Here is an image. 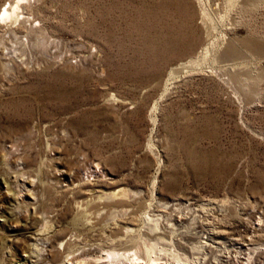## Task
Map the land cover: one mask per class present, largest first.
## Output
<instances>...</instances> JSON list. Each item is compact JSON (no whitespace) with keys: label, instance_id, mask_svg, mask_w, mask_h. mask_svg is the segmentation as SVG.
Instances as JSON below:
<instances>
[{"label":"rangeland","instance_id":"obj_1","mask_svg":"<svg viewBox=\"0 0 264 264\" xmlns=\"http://www.w3.org/2000/svg\"><path fill=\"white\" fill-rule=\"evenodd\" d=\"M262 198L264 0H0V264H176Z\"/></svg>","mask_w":264,"mask_h":264},{"label":"built area","instance_id":"obj_2","mask_svg":"<svg viewBox=\"0 0 264 264\" xmlns=\"http://www.w3.org/2000/svg\"><path fill=\"white\" fill-rule=\"evenodd\" d=\"M98 169L89 166L82 175L99 176ZM252 204L240 228L229 234L198 236L199 253L190 264H264V198Z\"/></svg>","mask_w":264,"mask_h":264},{"label":"bare ground","instance_id":"obj_3","mask_svg":"<svg viewBox=\"0 0 264 264\" xmlns=\"http://www.w3.org/2000/svg\"><path fill=\"white\" fill-rule=\"evenodd\" d=\"M12 8V7H11ZM14 9H15V7H14ZM17 9V8H16ZM12 13L13 12H11V9L9 10L8 8H6V9H4L3 10V15H5L6 17H11V15H12ZM15 16V15H14ZM13 16V17H14ZM205 15L203 14V17H204ZM3 18V17H2ZM9 19V18H8ZM11 19V18H10ZM14 19V18H13ZM12 19V20H13ZM25 19V18H24ZM15 20V19H14ZM193 60V59H192ZM197 61V60H196ZM198 62V61H197ZM192 63V62H191ZM193 64H195V63H193ZM196 65V64H195ZM71 179V178H70ZM147 214V213H146ZM144 217V216H143ZM144 219H145V221H146V226L148 227V230L150 231V232H153V231H156V230H154V229H157L156 227H157V225H159V224H157L156 222H155V219H151V217H148V216H145L144 217ZM0 221H1V219H0ZM151 225H150V224ZM165 225V224H164ZM167 227V225L165 226V228ZM168 227H170V225H168ZM175 227V226H174ZM165 228H164V230H165ZM163 229V228H162ZM138 230V229H137ZM139 235V234H138ZM165 235V234H164ZM139 237V236H138ZM146 237V236H145ZM145 237L143 238V240H145V242H144V245H142L143 247H145L144 249L145 250H143V252H145L144 253V256H143V253L141 252L140 253V251L141 250H139L138 252L140 253V254H142V255H140V254H137V249H136V245L134 246V248L136 249V252H135V249L134 250H127V251H117V250H115V249H110V250H105V252L104 253H102L101 255H99V256H96V257H94V256H92L93 257V259H91V261H92V263L90 262L89 263V259H87L86 257L89 255H86V254H84L83 256H80L79 257V259L77 260V261H73V262H69V261H63V264H156V263H154L153 261H154V257L153 258H151V256H153V255H149L150 253H151V251L152 250H154V249H156L155 247L157 246V244H158V242H165V240L167 241V239H166V236H165V238L163 237V236H154L153 238H146L145 239ZM149 237V236H148ZM104 238V237H103ZM108 238V237H107ZM111 238V237H110ZM141 238V237H140ZM142 238H141V240H142ZM138 240H140V239H138ZM140 240V241H141ZM113 241H115V240H113ZM133 241V240H132ZM135 241V240H134ZM139 241V242H140ZM174 241H176V240H174ZM174 241H173V243H174ZM179 241V240H178ZM62 242V241H61ZM73 242V241H72ZM138 242V241H137ZM136 242V243H137ZM138 242V243H139ZM170 242H172V240H170ZM180 242V241H179ZM119 243V242H118ZM142 242H140L139 244H141ZM167 243H169V241L167 242ZM76 244V243H75ZM99 244V243H98ZM143 244V243H142ZM176 244V243H175ZM77 245V244H76ZM100 245V244H99ZM105 245V244H104ZM110 245V244H109ZM128 245V244H127ZM159 245H161V244H159ZM158 245V246H159ZM174 245V244H173ZM33 246V248H36V245L35 244H33L32 245ZM59 246V245H58ZM63 246V245H62ZM94 246V245H93ZM103 246V245H102ZM114 246V245H113ZM157 246V247H158ZM162 246H163V243H162ZM167 246H169V245H167ZM170 246H171V249H172V247H175V246H172L171 245V243H170ZM192 246V245H191ZM200 246V245H199ZM30 247V246H29ZM119 247V246H118ZM133 247V246H132ZM138 247H141V246H138ZM137 247V248H138ZM164 247H166V246H164ZM164 247H162V248H164ZM130 248V247H129ZM142 248V247H141ZM140 248V249H141ZM160 248H161V246H160ZM161 248V249H162ZM167 248V247H166ZM168 248H170V247H168ZM178 247L176 246V248H173V250L174 249H177ZM192 249H194L193 247H191ZM196 248V250L198 251V249H197V247H195ZM84 249V248H83ZM128 249V248H127ZM131 249V248H130ZM170 249V250H171ZM36 250H38L37 248H36ZM82 250V249H81ZM156 250H159V249H156ZM164 250H165V248H164ZM167 250V249H166ZM30 251V250H29ZM33 251H35V250H33ZM62 251V250H61ZM196 251V252H197ZM26 252V251H25ZM32 252V251H31ZM78 252V251H77ZM155 252V251H154ZM159 252H161V251H159ZM163 252V251H162ZM170 251H168V253H169ZM191 252H192V250H191ZM171 253H173V255H174V260H172L173 262L175 261V263L176 264H190V262L192 263L193 262V259L192 258H190V259H186V256H184L183 255V253L182 254H178L177 253V251H175L174 250V252L171 250ZM152 254H153V252H152ZM156 254H157V252H156ZM159 255H160V253H158ZM157 254V255H158ZM195 254H197V253H195ZM194 254V251H193V255H195ZM72 255V254H71ZM169 255V254H168ZM22 256H24V257H26V256H28V254L27 255H22ZM70 256V255H69ZM91 256V255H90ZM156 256V255H155ZM157 257V256H156ZM91 258V257H90ZM158 258V257H157ZM169 258H170V256H169ZM183 258V259H182ZM70 260V259H69ZM159 260V259H158ZM160 260H161V258H160ZM170 260V259H169ZM189 260V261H188ZM162 261V260H161ZM153 262V263H152ZM158 262H160V261H158ZM50 263V262H49ZM18 264H20V263H18ZM157 264H159V263H157Z\"/></svg>","mask_w":264,"mask_h":264}]
</instances>
